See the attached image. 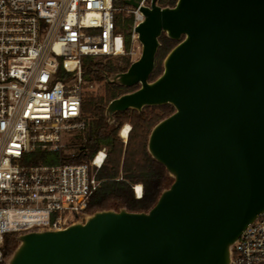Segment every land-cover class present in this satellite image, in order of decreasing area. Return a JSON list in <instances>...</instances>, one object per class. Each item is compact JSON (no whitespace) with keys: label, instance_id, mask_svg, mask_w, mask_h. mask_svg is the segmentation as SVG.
<instances>
[{"label":"water","instance_id":"1","mask_svg":"<svg viewBox=\"0 0 264 264\" xmlns=\"http://www.w3.org/2000/svg\"><path fill=\"white\" fill-rule=\"evenodd\" d=\"M140 10V57L105 73L138 87L105 116L119 128L117 112L171 104L147 148L173 182L147 211L99 209L18 234L6 264H231L234 243L264 211V0H152ZM164 33L177 43L152 79Z\"/></svg>","mask_w":264,"mask_h":264},{"label":"built area","instance_id":"2","mask_svg":"<svg viewBox=\"0 0 264 264\" xmlns=\"http://www.w3.org/2000/svg\"><path fill=\"white\" fill-rule=\"evenodd\" d=\"M140 6L125 0H0V264H6L8 234L63 229L89 214L107 150L79 162L63 155L67 136L88 125L83 106L94 80L85 77L83 62L140 53ZM125 8L132 15L127 34L118 22ZM36 150L57 158L30 163ZM137 186L140 198L143 185ZM231 264H264V211L234 243Z\"/></svg>","mask_w":264,"mask_h":264},{"label":"trees","instance_id":"3","mask_svg":"<svg viewBox=\"0 0 264 264\" xmlns=\"http://www.w3.org/2000/svg\"><path fill=\"white\" fill-rule=\"evenodd\" d=\"M116 4H124V0H115ZM163 5H174L176 0H160ZM132 21L126 23V34L129 31ZM166 36V34L164 33ZM164 37V36H163ZM161 38L162 45L160 52L167 54L173 46H168L171 42L169 38ZM131 62L125 57L108 58L95 60L91 57L84 58L83 73L87 79L105 81V73L110 74L118 71H125ZM163 68L154 71L160 75ZM107 85L114 89L124 86L116 83ZM113 89H109L106 99L100 97H90L84 102L85 114L92 116L88 122L87 133L85 136H77V152L73 157L81 160L87 156L90 158L101 148L108 149V157L102 168L99 170L98 177L101 179L99 189L91 196L87 211L92 213L99 209H109L122 206L131 211H147L158 200L160 194L165 188H168L173 182L164 165L155 160L148 151L147 143L149 134L153 126L170 115L174 111L171 104L161 106H146L141 112L136 109H129L116 113V118L120 126L126 120L133 124L132 132L127 145H124L118 135L119 128L110 124L105 116V108L108 103L120 96ZM162 108V113L148 111L149 109ZM86 131V130H85ZM84 132V131H83ZM57 154L49 151L36 150L30 154L28 161L30 163L54 162ZM65 160L70 156L65 155ZM143 184V195L138 198L134 194L133 186L135 183ZM10 233L6 236L5 255L9 257L17 246L16 236Z\"/></svg>","mask_w":264,"mask_h":264},{"label":"rangeland","instance_id":"4","mask_svg":"<svg viewBox=\"0 0 264 264\" xmlns=\"http://www.w3.org/2000/svg\"><path fill=\"white\" fill-rule=\"evenodd\" d=\"M118 18H119V21L118 22L121 25L122 30L124 32H126V26L125 25H126V23L128 21H132V15L129 13L128 9L125 8L124 10H122L120 12V14L118 15ZM163 36L166 37V38H169L167 35L165 36L164 34L161 36V38ZM161 38H160V41H161V45H162V39ZM169 39H171V38H169ZM176 43H177V41L171 39V42L170 43L168 42V46H174ZM135 49H139V48L136 47ZM140 49L142 51V45H141V48ZM141 51L139 53L138 50H137L133 55L126 56L125 58L127 60H129V61H130L131 58L134 59V60H137L140 57V55H141ZM166 55L165 54H162V52H160L158 54V56L156 58L155 70L158 69V68H161V67L163 68V62H164V59H165V56ZM156 77H157V74H155L153 72L152 79H154ZM91 87H92V90L87 93V98L86 99H89L90 97H95V99H98L100 97H104L106 99L107 93H108L109 89L115 90L118 94L119 93L120 94H123V93L129 92V91L135 90L138 86L123 87V88L114 89L113 87H110V86L107 85V81L106 80L105 81L94 80V82H92V86ZM148 111H153L155 113L161 114L162 113V108L157 107L155 109H149ZM86 117L88 119V122H90L91 121L90 119H92V116L90 114H87ZM128 124L131 126V131H130V133H131L132 132V129H133V124H132V122L129 119L122 123V125L120 126L119 131H118V135L122 139L124 145H127L128 140H129V137H130V133L128 135L127 141L125 142L123 140L124 137L122 136V127L123 126H127ZM87 128L85 129L86 131L84 130V132L83 131H80L77 134L67 136V140H66V144L67 145H66V148L64 149L63 155H64V157H65V155H68V156H70V158L69 159H66V162H79V161H82L84 159L90 158L89 156H87V157H85V158H83L81 160H77V159H75V157H73L74 155H72V154H75L77 152V148H78L77 142L79 141V139L77 138V136H81V137L82 136H85L86 133H87V131H88ZM106 150H107V153H108V149H106ZM134 185H143V184L141 182H137ZM134 194L136 196L135 191H134ZM13 235L16 236V234H13Z\"/></svg>","mask_w":264,"mask_h":264},{"label":"bare ground","instance_id":"5","mask_svg":"<svg viewBox=\"0 0 264 264\" xmlns=\"http://www.w3.org/2000/svg\"><path fill=\"white\" fill-rule=\"evenodd\" d=\"M128 132H129V126H124L123 129H122V136H127L128 135ZM138 190H140L141 186L138 185Z\"/></svg>","mask_w":264,"mask_h":264}]
</instances>
